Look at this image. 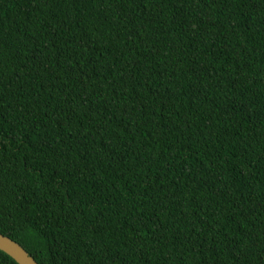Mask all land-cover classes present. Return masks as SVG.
I'll list each match as a JSON object with an SVG mask.
<instances>
[{"label": "trees", "instance_id": "16d2710c", "mask_svg": "<svg viewBox=\"0 0 264 264\" xmlns=\"http://www.w3.org/2000/svg\"><path fill=\"white\" fill-rule=\"evenodd\" d=\"M0 233L39 264H264V0H0Z\"/></svg>", "mask_w": 264, "mask_h": 264}, {"label": "water", "instance_id": "95a60500", "mask_svg": "<svg viewBox=\"0 0 264 264\" xmlns=\"http://www.w3.org/2000/svg\"><path fill=\"white\" fill-rule=\"evenodd\" d=\"M0 250L18 264H39L21 244L2 233H0Z\"/></svg>", "mask_w": 264, "mask_h": 264}]
</instances>
